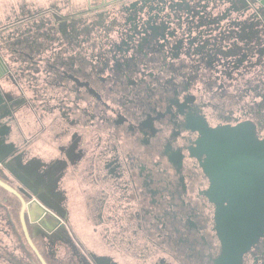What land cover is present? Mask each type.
<instances>
[{
	"label": "flooded vegetation",
	"instance_id": "flooded-vegetation-1",
	"mask_svg": "<svg viewBox=\"0 0 264 264\" xmlns=\"http://www.w3.org/2000/svg\"><path fill=\"white\" fill-rule=\"evenodd\" d=\"M24 5L7 25L9 30L21 20L29 39L13 53L22 60L16 76L22 96L6 102L2 133L14 132L15 122L23 146L42 140L67 159L72 194L83 198L70 199L69 186L63 187V200L75 207L74 213L65 211L76 216L84 207L101 252L89 264H216L222 243L217 204L206 193V138L209 130L245 122L254 123L255 137L263 138V18L243 5L242 18L235 20L231 0ZM10 143L12 154L16 142ZM228 174L216 169L214 177L225 180ZM0 178L21 190L1 173ZM36 206V220L47 233L60 229ZM243 264H264V236Z\"/></svg>",
	"mask_w": 264,
	"mask_h": 264
},
{
	"label": "water",
	"instance_id": "water-1",
	"mask_svg": "<svg viewBox=\"0 0 264 264\" xmlns=\"http://www.w3.org/2000/svg\"><path fill=\"white\" fill-rule=\"evenodd\" d=\"M238 1L242 7L250 5L264 20V0ZM21 22L15 21L6 35L0 33L1 60L6 62L7 68L5 75L15 85L19 84L16 75L10 71L11 63L8 62H14L12 54L19 46L29 42L19 32ZM259 127L264 129L262 124ZM255 128L256 125L252 122L241 123L235 127H220L209 130L206 138L208 160L205 171L211 178V186L206 193L217 204L216 228L222 243V252L216 264H243L244 255L264 236V135L261 140L257 139ZM216 169L229 170L227 178L216 179ZM0 186L20 200V221L26 241L40 263L49 264L27 227L26 212L27 209L30 210L31 203L26 198L33 200V196L24 189L19 191L1 178ZM217 194H220L219 197ZM37 204L40 212L44 211L58 224L61 222L53 212ZM44 221L50 220L46 218Z\"/></svg>",
	"mask_w": 264,
	"mask_h": 264
},
{
	"label": "rangeland",
	"instance_id": "rangeland-1",
	"mask_svg": "<svg viewBox=\"0 0 264 264\" xmlns=\"http://www.w3.org/2000/svg\"><path fill=\"white\" fill-rule=\"evenodd\" d=\"M6 106L0 105V134L3 136H0V165L2 168L0 173L15 186L27 189L33 198L36 199V201L31 200L29 202L31 203V208L28 213V220L33 228L32 236L34 240H37L40 247L50 260H53L54 264H89L88 258L101 252L99 248L93 245L92 238L94 239V231L96 230L90 224V218L86 214L84 207L80 206L81 212H77L79 215L73 216L74 205L63 200L64 193H62V188L67 185L71 192L70 199L74 197L78 202H81L83 198L78 193L72 194L73 189L75 192V187L71 183L73 182L72 176L68 174L67 159L51 149L42 140L30 141L27 148L26 145L23 146L22 138L18 137V127L13 121L10 124L11 130H14V132L12 131L9 134L10 130H8L9 132L2 133L7 128L5 125L8 119ZM3 109L4 111H1ZM34 129L30 130L29 136L31 132L35 131ZM13 141L16 142V152L9 154L10 146H14L10 142ZM9 162H12V164L9 165ZM36 202L59 217L61 221L58 224L60 229L54 230L53 233H47L42 228L38 223L39 221L36 220ZM66 208L73 210V213L67 214ZM14 222L10 216L9 209L1 203L0 264H34L29 259V252L27 251L22 232L18 228V223ZM42 234L52 239H47V242L43 241V238H41ZM129 234L130 231H126V235ZM65 245H68L69 248L72 247V249H62L66 247ZM90 252H92L91 256L89 255ZM94 264L117 263L115 261L94 260Z\"/></svg>",
	"mask_w": 264,
	"mask_h": 264
},
{
	"label": "crops",
	"instance_id": "crops-1",
	"mask_svg": "<svg viewBox=\"0 0 264 264\" xmlns=\"http://www.w3.org/2000/svg\"><path fill=\"white\" fill-rule=\"evenodd\" d=\"M52 1L54 0H49V2H52ZM24 4H25V0H0V33L5 34V35L8 33L7 25L14 17L13 12H15L18 15H21V13L25 10ZM231 4L234 7L233 18L235 20H240L242 18L241 13H240V9L242 5L240 4L238 0H231ZM47 18H49L50 21H53L54 19L53 13L48 12ZM19 32L24 34L25 27L20 26ZM1 56L2 55L0 53V86H2V88L6 90L8 89H12V90H9V93H8L6 91H2L0 88V105L2 104L7 105L8 102L12 103L13 100L15 101L19 100L22 94L20 93L21 91L19 89L20 81L18 77L16 81L19 85H15L14 82L11 83V82H8L6 79H4L7 68L5 65L6 62H3L1 60ZM12 58H15V61L10 64L11 68L9 69H12V72L17 76L21 73L22 60L19 58L18 54H12ZM15 106L18 107V104H15ZM1 111H4V109ZM24 128L27 129L26 126H24ZM51 264H54L53 261H51Z\"/></svg>",
	"mask_w": 264,
	"mask_h": 264
},
{
	"label": "trees",
	"instance_id": "trees-1",
	"mask_svg": "<svg viewBox=\"0 0 264 264\" xmlns=\"http://www.w3.org/2000/svg\"><path fill=\"white\" fill-rule=\"evenodd\" d=\"M0 202L2 203V205L6 206L9 209L12 219L16 223L20 224L19 210L21 203L18 200H16L15 197L11 195V193H9L6 189H4L1 186H0ZM20 231L22 232V229H20ZM22 236H23V232H22ZM24 242L27 246V251L29 252V259L33 261L34 264H41L36 258L35 254L32 252L31 248L27 245L25 239Z\"/></svg>",
	"mask_w": 264,
	"mask_h": 264
}]
</instances>
